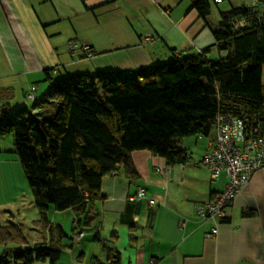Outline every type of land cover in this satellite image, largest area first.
I'll return each instance as SVG.
<instances>
[{"label": "crops", "instance_id": "0c3cea01", "mask_svg": "<svg viewBox=\"0 0 264 264\" xmlns=\"http://www.w3.org/2000/svg\"><path fill=\"white\" fill-rule=\"evenodd\" d=\"M192 1L0 0V70L4 72L0 86H20L22 96L8 102L9 110L28 106L24 99L29 90L33 102L43 97L50 85L45 70L60 79L94 70L149 66L169 60L174 53L205 48L207 58L219 56L212 33L217 21L209 14L201 17ZM71 41L89 44L92 56L85 57L81 49L69 50ZM208 138H181L190 154L183 163L168 164L148 150L132 151L138 177L127 178L120 170L103 176L102 197L95 201L98 218L90 226L73 230L74 212L60 210L61 219H49L68 236L60 240L59 258L31 264L104 261L102 243L111 241L119 264H264V168L253 173L227 207L226 219L216 222L197 213V204L214 198L226 182L225 173L213 180L201 162ZM12 148L10 136H0V155L13 153ZM139 186L145 196L130 201ZM26 191L15 184L10 172L0 175V211L11 213L18 192ZM29 202L34 205L33 199ZM248 209L254 214L243 216ZM57 211L48 208L47 217ZM213 227L216 233L207 236ZM42 234L41 241L28 244L47 242L46 230Z\"/></svg>", "mask_w": 264, "mask_h": 264}, {"label": "trees", "instance_id": "16d2710c", "mask_svg": "<svg viewBox=\"0 0 264 264\" xmlns=\"http://www.w3.org/2000/svg\"><path fill=\"white\" fill-rule=\"evenodd\" d=\"M191 5L201 17L209 14V0H193ZM212 33L224 56L221 52L207 58L205 48L174 53L149 66L60 79L45 70L50 85L33 108L9 110L7 100L0 104V136L11 138L37 223L48 234L47 242L0 245V264L55 262L66 234L50 222L48 208L71 209L73 230L90 226L98 218L95 201L102 197L103 176L120 170L127 178L138 177L131 160L134 150H148L168 164L183 163L190 154L180 139L211 136L220 114L244 119L249 135L264 136V0H242L220 10ZM31 92L26 97L33 100L34 93L33 98L27 96ZM241 214L251 216L254 211ZM7 223L0 224V244L21 235L16 223ZM102 247L105 260L93 264H119L112 241Z\"/></svg>", "mask_w": 264, "mask_h": 264}, {"label": "built area", "instance_id": "2783aa9c", "mask_svg": "<svg viewBox=\"0 0 264 264\" xmlns=\"http://www.w3.org/2000/svg\"><path fill=\"white\" fill-rule=\"evenodd\" d=\"M213 1L220 3L225 0ZM68 48L71 51L81 49L85 56H92L89 44L71 41ZM28 97L33 98V93H29ZM213 130L201 162L210 170L213 180L221 173H225L226 182L214 198L197 204L196 209L200 218H212L217 222L227 215V207L246 186L253 173L264 168V136L249 135L251 132L247 130L244 119L223 114L217 116ZM253 130L257 132L258 127H254ZM144 196L145 191L139 186L135 194L129 196V200ZM216 231V227H213L207 236L214 235ZM82 234L80 231L77 236L80 237Z\"/></svg>", "mask_w": 264, "mask_h": 264}, {"label": "rangeland", "instance_id": "374dc122", "mask_svg": "<svg viewBox=\"0 0 264 264\" xmlns=\"http://www.w3.org/2000/svg\"><path fill=\"white\" fill-rule=\"evenodd\" d=\"M250 1L255 2L256 0L254 1L250 0ZM240 2H242V0H229V1H224L222 3H219V4H214L209 0V3H210L209 17H211V20L217 21L219 19L220 10H225L229 8L231 4L237 5ZM221 52H222V56L226 54L224 50H221ZM2 73L4 72L0 70V75ZM11 78L12 77H9L8 80H10ZM262 82L264 84V67L262 70ZM20 98H22L21 92H20V86H13L10 88H4L3 86H0V104H2V102H5L6 100L8 102H11V101L14 102L15 100H18ZM24 100L28 103L27 104L28 108H33L32 106L34 102L32 99L31 100L24 99ZM8 107L10 106L8 105ZM14 157L16 158L14 153L0 155V160L2 159L4 160V162L0 163V175H6L7 172H10L12 175V178L15 180V184L17 186L22 185V187H24L27 191L22 192V193L18 192L16 199L19 198L18 199L19 201L15 203L16 206L14 205H13L14 207L12 206L11 213H9L7 210L0 211V222L5 221L2 225L8 224L7 223V219H8V221H13L14 223H16L19 226L20 233L24 237V239L21 238V235H20L18 240H14L13 242H7L6 244H0V245H14L15 243L23 244L25 242L33 243L36 241H41V239H43L42 233L44 232V230L41 228V225L37 223V219H38L37 209H35L34 205L32 203L30 204L29 202V200L32 199V194L30 190L28 189L26 178L24 177L22 173L21 166L17 158L15 159ZM6 159H8V162L5 161ZM61 217H62L61 211H57L55 213V216H53V214L51 213L48 219L53 221L54 218L61 219ZM70 219H68L65 224L68 233L71 232L70 230L71 227L69 225Z\"/></svg>", "mask_w": 264, "mask_h": 264}]
</instances>
